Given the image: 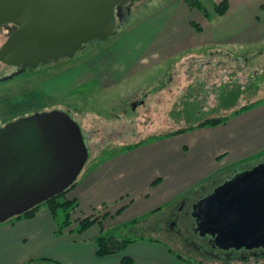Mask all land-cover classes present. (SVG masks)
<instances>
[{"label": "crops", "instance_id": "obj_1", "mask_svg": "<svg viewBox=\"0 0 264 264\" xmlns=\"http://www.w3.org/2000/svg\"><path fill=\"white\" fill-rule=\"evenodd\" d=\"M190 9L196 11L193 21H197L202 29L194 27L190 18L187 25L179 24V30L176 27L168 32L158 44L161 54L100 52L90 59L91 66L88 62L90 74L106 79V88L153 67L161 68L162 62L170 63L171 68L165 77L163 75L159 83L142 88L140 92H145L144 95L139 93L136 98L129 97L128 105L136 108L148 100L161 98L157 106L161 107L162 113L156 112L157 116L170 117L169 113L174 111L168 107L170 98L177 111L176 122L189 125L168 131L159 127L167 132L155 135L154 140L99 159L84 170L67 194L77 200V206L71 213L73 221L62 229L65 211L54 215L47 205H41L31 217L22 216L0 223V264H120L125 255L133 257L136 264H186L171 247V239L163 241L145 237L129 243L120 251L99 255L96 239L101 233L100 225L95 223L79 231V218L100 208L104 209L103 213L111 212L112 215L119 208L111 211L110 207L115 206L121 197L137 191L140 198H144L149 195L144 194L148 186L158 189L153 198L159 203L173 201L169 209L186 196L184 192L206 178L219 175L221 171L234 172L246 160L254 161L251 164L264 160V94L255 99L248 97L249 101L244 103V91L236 83L242 76L245 60L259 59L264 54H241L229 50L240 49L245 42L256 44L264 39V0H229L224 14L214 12L208 17L198 9ZM171 33L174 35L170 37ZM213 47L221 54H213ZM184 50L187 51L185 54H175ZM204 50L209 53L201 54ZM234 63L235 69L232 68ZM258 90L260 92V88ZM230 94L233 97L228 107ZM252 103L255 104L239 111ZM192 105H197V109L189 116L188 109ZM196 114L200 116L197 121H190ZM220 116L228 118L224 123L198 125L207 118ZM179 128L187 129L168 134ZM229 176L214 181L206 187L209 190L195 195H207ZM137 201L131 198L130 205ZM126 206L121 207L125 209ZM159 225L158 222L150 223L148 227L161 229ZM240 262L237 264H264V255Z\"/></svg>", "mask_w": 264, "mask_h": 264}, {"label": "rangeland", "instance_id": "obj_2", "mask_svg": "<svg viewBox=\"0 0 264 264\" xmlns=\"http://www.w3.org/2000/svg\"><path fill=\"white\" fill-rule=\"evenodd\" d=\"M216 1L203 0L209 14L214 13ZM191 10L182 0H135L125 23L119 25L116 29L117 32L107 39L99 38L85 43L73 56H66L63 61L52 60L49 64H41L39 69L28 70L11 78L0 80V125L36 111L61 109L69 112L80 123L89 148V158L82 172L97 163L99 159L125 151L126 146L130 144L140 142V145L154 140L155 135H163L168 129L173 130L179 126L189 125L176 122L177 111L170 98L168 107L174 108V111L169 113L170 117L157 116L156 112L162 113L161 107L157 106L158 102H161V98L148 100L143 106L140 105L136 108L128 105L129 97L135 96L134 98H136L139 93L142 96L145 93L140 92L142 88L150 83H159L163 75L165 77L168 68H171L170 63L162 62L159 65L161 68L153 67L141 74L121 79L117 85L106 88L104 85L106 79H99L90 74L91 62L89 61L94 54L100 52L103 54H161L158 44L168 32L173 31L176 27L179 30V24L184 26L187 25L189 18L194 20L196 11L192 12ZM173 35L174 33H171L170 37ZM5 37L0 35V44L5 40ZM260 41L256 44L245 42L240 49L231 48L229 50L241 54H264V39L262 38ZM186 52L184 50L175 54H185ZM203 53L208 54L209 52L204 50L201 54ZM213 54L221 53L213 47ZM235 66L234 63L232 68L235 69ZM8 70V65L0 62V77L7 75ZM243 71L241 78L236 83L242 87L244 103H247L248 97L255 99L258 95L264 94V56H260L259 59L255 58V60H245ZM232 97L233 95L230 94L228 107L231 105ZM195 109H197V105H192L188 109L191 112L189 116L195 114ZM197 115L190 121H197L196 119L200 117ZM159 127L165 128L167 131ZM253 162L246 160L235 172L221 171L219 175H216H224L221 178H216L215 175L208 177L184 194L193 196L202 190H209L210 188L206 187H209L214 181L246 169ZM156 192L158 189L148 186L144 194L149 195L142 194L144 198H140L137 191H131L123 198L121 197L115 206L110 207L111 211H114L127 205L125 209L119 212L115 211L112 215L110 212L104 217V224L106 220L104 232L114 235L113 244H119L122 237L127 238L139 234L163 241L169 239L168 232L164 227L167 220L173 219L170 216L171 213L167 211L173 201L159 203L153 198ZM131 198L138 199L137 203L130 205ZM155 209L157 210L154 211ZM103 211V208L95 210L98 214ZM59 212L64 213V210L60 209ZM135 218H138L139 221L132 223ZM157 222L161 224L159 225L161 229L148 227L150 223ZM179 224L176 226L183 227ZM170 243L176 252L186 257L188 264H237L247 259L246 257H237L236 254L232 258L226 255L217 257L212 253L201 255L191 245L186 247L182 242L170 241Z\"/></svg>", "mask_w": 264, "mask_h": 264}, {"label": "water", "instance_id": "obj_3", "mask_svg": "<svg viewBox=\"0 0 264 264\" xmlns=\"http://www.w3.org/2000/svg\"><path fill=\"white\" fill-rule=\"evenodd\" d=\"M125 0H0V24L17 28L0 46V60L26 67L73 56L85 43L107 39L123 18ZM89 158L80 123L61 109L36 111L0 126V223L69 188ZM200 234L218 247L264 246V160L232 174L198 199Z\"/></svg>", "mask_w": 264, "mask_h": 264}, {"label": "trees", "instance_id": "obj_4", "mask_svg": "<svg viewBox=\"0 0 264 264\" xmlns=\"http://www.w3.org/2000/svg\"><path fill=\"white\" fill-rule=\"evenodd\" d=\"M184 2L190 8H195V9L200 10L206 17H208L210 15L209 10L205 7V4L203 3V0H184ZM228 7H229V0L216 1L214 3V12L218 15H222L227 11ZM192 24L195 27H197L198 29H202V26L198 22L193 21ZM253 104H255V103L245 105L242 108H240L239 111L245 110ZM227 118H228V116L210 117V118L203 120L198 125H215L218 123H224L227 120ZM185 129H187V128H179L177 130L169 132L168 134H174V133L182 132ZM139 143L130 144V145L126 146V149L131 148L133 146H137V145H139ZM77 181H78V179L69 188H67L62 193L57 194L56 196L49 198L48 200H46L43 203L31 208L30 210L24 212L23 214L16 215V216L10 218L9 221H13V220H15L19 217H22V216L31 217L36 213V211L39 209V207L41 205L46 204L54 215H57V213L59 212L60 209L65 211V220L62 223L60 229H62V227H65V226L71 224V222L73 221V219L71 218V213H72V210L74 208H76V206H77V200L75 198H69L67 196V194L76 185ZM157 181H158V179L155 180L154 183H156ZM122 209H124V208L123 207L119 208L117 210V212L121 211ZM156 210L157 209H155L154 211H156ZM109 213L110 212H104V213L98 214V213L94 212L90 215L79 218V220H80L79 226H78L79 231H84L87 228L91 227L95 223H98L100 225L101 233L98 235V237L96 239L97 244H98L97 253L99 255H107L110 253H114L116 251H120L121 249L125 248L129 243L136 241L138 239L145 238V235H143V234H139L137 236L127 237V238L122 237L119 244H113V236L114 235L112 233L104 232L105 227H104L103 220H104V217L106 215H108ZM138 221H139V219L135 218V219H133L132 223H137ZM176 253L178 256L183 257L186 261L185 256H183L181 253H178V252H176ZM59 263L65 264V263H61V262H59ZM23 264H27V263H23ZM120 264H136V261L133 257L125 255L122 257ZM186 264H188V263H186Z\"/></svg>", "mask_w": 264, "mask_h": 264}, {"label": "flooded vegetation", "instance_id": "obj_5", "mask_svg": "<svg viewBox=\"0 0 264 264\" xmlns=\"http://www.w3.org/2000/svg\"><path fill=\"white\" fill-rule=\"evenodd\" d=\"M134 2L135 0H125L122 3L123 18L118 19L120 22L126 19L128 13L130 12L131 6L129 4ZM3 28H5V31H3ZM16 28L17 25L11 22L0 24V35L6 36V40L9 34L12 33ZM4 41L1 42L0 46L3 44ZM65 58L66 57H62L56 60L60 62L63 61ZM50 61L52 60L39 63L38 66L35 68L26 67L23 72H27L28 70L39 69L41 64H49ZM0 62L5 65H8L9 70L7 72V75L22 68V65L7 64L1 60ZM201 197L200 195H186L180 200H178L174 207H170L169 209H167V211L171 213L170 216L173 217V219H170V221L167 220L166 228L164 227V229H166V231L168 232L169 239L178 243L182 242L185 244L186 247L191 245L197 250V253H200L201 255H207V253H212L213 255H217V257H222L223 255H226L227 257L232 258L236 254L237 257L240 256L244 258L264 254V246L241 249H236L232 247L228 249H223L217 246L215 241V235L209 233L203 235L200 234V230L197 229L196 219L193 215V205ZM179 223L183 225V227H177L176 224L178 225ZM192 237H194L195 239Z\"/></svg>", "mask_w": 264, "mask_h": 264}]
</instances>
